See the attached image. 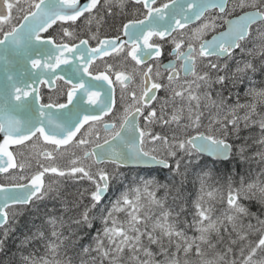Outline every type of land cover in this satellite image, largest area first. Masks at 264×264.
Wrapping results in <instances>:
<instances>
[{"label": "snow or ice", "instance_id": "snow-or-ice-1", "mask_svg": "<svg viewBox=\"0 0 264 264\" xmlns=\"http://www.w3.org/2000/svg\"><path fill=\"white\" fill-rule=\"evenodd\" d=\"M0 49L32 70L0 107L18 264H264V0H0ZM204 156L236 162L226 196Z\"/></svg>", "mask_w": 264, "mask_h": 264}, {"label": "trees", "instance_id": "trees-1", "mask_svg": "<svg viewBox=\"0 0 264 264\" xmlns=\"http://www.w3.org/2000/svg\"><path fill=\"white\" fill-rule=\"evenodd\" d=\"M259 76V73L256 74ZM48 91L42 92V94L47 93ZM63 93H61L62 95ZM60 95V100L64 101L65 97ZM53 98L55 99V94H53ZM44 100L47 101V95L44 96ZM202 160H207L209 162V166L213 167L215 170L216 182L215 187L218 189V194L227 195L229 178L234 176V170L236 168L235 161H215L213 164V159L202 157ZM257 167V165H253V168ZM192 167H189V173L192 172ZM2 177V175L0 176ZM87 189V191H86ZM199 184L193 183L192 179L185 181L184 189L182 190V197L180 200H175V204L181 203V200L185 201H193L199 195L198 192ZM88 190L91 191V185L87 181H68L62 188V191L66 193L67 200H72L76 198H80L81 194H83V202H87V193ZM176 195L175 190H173L168 196V203L173 204V197ZM49 205V209H51L53 203H57L56 201H47ZM217 208L225 207L222 204L217 203ZM19 206H17L18 208ZM190 207V205H189ZM260 206L258 204H253L252 211L258 212ZM9 221L8 224L5 225L4 228L0 230V234L3 233L5 229L10 228L11 230L8 233L7 239L4 241V248L0 251V264H18L20 256L22 254V250L20 249V241L23 239L24 233L27 232L28 227H31L30 219L31 214L28 211H16L15 209L10 208L9 210ZM251 239H258V235H254Z\"/></svg>", "mask_w": 264, "mask_h": 264}, {"label": "water", "instance_id": "water-1", "mask_svg": "<svg viewBox=\"0 0 264 264\" xmlns=\"http://www.w3.org/2000/svg\"><path fill=\"white\" fill-rule=\"evenodd\" d=\"M0 53H2V49H0ZM24 70L32 71L30 65H27L26 69H25V66L19 62L14 63L13 65H10V66H6L5 63L2 60H0V107H2V105H3L5 93L8 90L6 87L8 84L6 72L11 71V73L17 79H21L22 78L21 74ZM19 115L21 116V118H28V116L30 114L29 113H20ZM205 157H207V156H205ZM208 158L213 159L211 157H208ZM224 162H226V161H224ZM0 175H3V174H0Z\"/></svg>", "mask_w": 264, "mask_h": 264}, {"label": "flooded vegetation", "instance_id": "flooded-vegetation-1", "mask_svg": "<svg viewBox=\"0 0 264 264\" xmlns=\"http://www.w3.org/2000/svg\"><path fill=\"white\" fill-rule=\"evenodd\" d=\"M132 13H133V14L135 13V8L132 9ZM210 14H211V13H210ZM109 34H111V33H109ZM209 38H210V37H209ZM61 86H63V82H62V81H58V82H57V87L59 88V87H61ZM45 91H48L47 88H41V93H42V92H45ZM61 93H62V92H61ZM116 95H117V106L119 107V103H120V101H119V88H118V87H117ZM61 96L64 97L63 94H62ZM61 102H64V101H61ZM104 119H105V120H109L110 118H109V117H105Z\"/></svg>", "mask_w": 264, "mask_h": 264}, {"label": "rangeland", "instance_id": "rangeland-1", "mask_svg": "<svg viewBox=\"0 0 264 264\" xmlns=\"http://www.w3.org/2000/svg\"><path fill=\"white\" fill-rule=\"evenodd\" d=\"M256 76H257V75H256ZM255 82H256V84H257V85H259V84H260V79H259V76H257V79H256V81H255ZM163 191H164V190H163V189H161V190H160V192H158V193H157V195H158V196H159V195H161V194L163 193ZM224 206L226 207V205H224Z\"/></svg>", "mask_w": 264, "mask_h": 264}, {"label": "bare ground", "instance_id": "bare-ground-1", "mask_svg": "<svg viewBox=\"0 0 264 264\" xmlns=\"http://www.w3.org/2000/svg\"><path fill=\"white\" fill-rule=\"evenodd\" d=\"M89 191V190H88Z\"/></svg>", "mask_w": 264, "mask_h": 264}]
</instances>
